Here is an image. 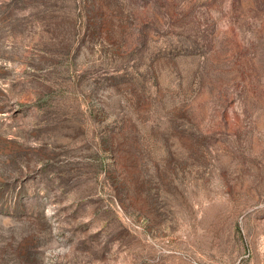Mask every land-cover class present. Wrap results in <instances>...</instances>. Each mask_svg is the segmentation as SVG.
I'll list each match as a JSON object with an SVG mask.
<instances>
[{"label": "rangeland", "instance_id": "obj_1", "mask_svg": "<svg viewBox=\"0 0 264 264\" xmlns=\"http://www.w3.org/2000/svg\"><path fill=\"white\" fill-rule=\"evenodd\" d=\"M0 264H264V0H0Z\"/></svg>", "mask_w": 264, "mask_h": 264}]
</instances>
